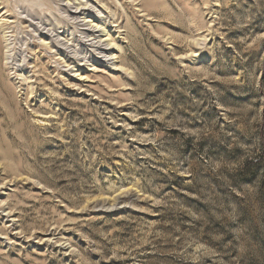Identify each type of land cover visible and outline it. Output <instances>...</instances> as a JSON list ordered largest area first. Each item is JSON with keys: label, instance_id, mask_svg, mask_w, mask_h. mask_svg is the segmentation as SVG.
Wrapping results in <instances>:
<instances>
[{"label": "rangeland", "instance_id": "1", "mask_svg": "<svg viewBox=\"0 0 264 264\" xmlns=\"http://www.w3.org/2000/svg\"><path fill=\"white\" fill-rule=\"evenodd\" d=\"M99 1L0 0V264H264V0Z\"/></svg>", "mask_w": 264, "mask_h": 264}, {"label": "bare ground", "instance_id": "2", "mask_svg": "<svg viewBox=\"0 0 264 264\" xmlns=\"http://www.w3.org/2000/svg\"><path fill=\"white\" fill-rule=\"evenodd\" d=\"M98 1V3L99 4H102V3H104V2H102L101 3V1H99V0H97ZM105 1V0H104ZM107 1V0H106ZM105 1V2H106ZM41 2V1H40ZM139 3V2H138ZM23 4V3H22ZM81 5V4H80ZM85 6V5H84ZM104 8L105 9H107V10H109V8L107 7V5H104ZM113 8V7H112ZM167 8V7H166ZM169 8V7H168ZM32 10V9H31ZM50 10V9H49ZM76 10V9H75ZM142 10V9H141ZM110 12V16H109V18H110V20H112V23H114L115 25H117L116 23H117V21H114L115 20V14H113L111 11H109ZM33 13V12H32ZM146 14V13H145ZM28 16V15H27ZM169 16V15H168ZM17 17V16H16ZM148 17V16H147ZM125 19V18H124ZM0 20H2V19H0ZM118 20V19H117ZM107 22V21H106ZM5 23V22H4ZM190 23V22H189ZM110 24V23H109ZM95 25V24H94ZM1 26H3V25H1ZM95 26H98V24H96ZM127 26V25H126ZM31 27V26H30ZM78 27V26H77ZM94 27V26H93ZM118 30L120 29V27L119 26H117L116 27ZM95 29H96V27H95ZM101 33V32H100ZM83 35V34H82ZM101 35H104V38L102 37V38H100V37H98V43H105V45H106V49H104V50H102L101 51V49H100V53L99 54H105V56H107V57H109L110 59H109V61H116V63H113V65H112V68L114 69V70H121L122 69V67H121V59H120V47L121 46H119L118 44H117V41H118V37H115L114 35H113V33H110L109 31H106L104 34H101ZM42 37V36H41ZM88 37H92V35L91 36H88ZM60 38V37H59ZM0 39H1V37H0ZM3 39H4V42L6 43L8 40H6V36H4L3 35ZM49 39V38H48ZM47 39V40H48ZM97 38H95L94 40H96ZM12 40V39H11ZM64 40H65V38H64ZM60 41H63V40H60ZM41 43H42V45H44V47H45V45H47V44H44V41L42 40V38H41ZM68 43V41L66 42V43H64V44H60L62 47H63V49H58V53L59 54H61V57H62V63H68V60L69 59H71L70 58V53H68V49L69 48H66V49H64V46H65V44H67ZM2 45V44H1ZM9 45V44H8ZM4 48V47H3ZM2 50H4V49H2ZM11 51V50H10ZM9 50H8V46L6 45L5 46V55H4V58L3 59H0V98L2 97V95L4 94V93H10V94H14L13 92H14V89L12 88V83L10 84V82L8 81V79H7V77H6V75H7V73H9L10 72V69H9V67H10V65L12 64V62L10 63V62H8L9 61V56H7L6 54L8 53V52H10ZM3 53V52H2ZM9 55V54H8ZM3 57V56H2ZM198 57V56H197ZM122 58V57H121ZM16 61V60H15ZM23 61H25V60H23ZM65 61H67V62H65ZM19 64V63H18ZM67 65V64H66ZM69 66V65H68ZM67 66V67H68ZM90 67V66H89ZM13 68V67H12ZM16 72V71H15ZM80 78H82L83 76H84V78H87V76H85V73L84 74H80V75H78ZM20 77H22L21 75H20ZM20 79V78H19ZM24 79V78H23ZM22 82H25V80H23ZM68 83V85L70 86V87H72V88H74V89H76V90H81V89H83V86H82V84H79V83H77L76 81H74V82H71V81H68L67 82ZM14 86V85H13ZM18 86V85H17ZM16 86V87H17ZM28 87V86H27ZM18 88H19V86H18ZM17 89V88H16ZM85 90V89H84ZM83 90V91H84ZM28 91V90H27ZM16 92V91H15ZM14 95H16V94H14ZM93 95V94H92ZM13 97V96H12ZM1 100H2V98H1ZM0 100V101H1ZM2 103V102H1ZM6 104V103H5ZM13 104V103H12ZM5 108H6V105H5ZM9 108V107H8ZM3 112V111H2ZM10 113H12V112H10ZM7 114V113H6ZM11 115V114H10ZM7 118V117H6ZM10 121V120H9ZM18 129V128H17ZM22 137V136H21ZM11 148V147H10ZM11 213H8V215H10Z\"/></svg>", "mask_w": 264, "mask_h": 264}]
</instances>
